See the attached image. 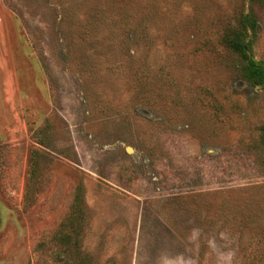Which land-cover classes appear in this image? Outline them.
<instances>
[{
  "label": "rangeland",
  "instance_id": "obj_1",
  "mask_svg": "<svg viewBox=\"0 0 264 264\" xmlns=\"http://www.w3.org/2000/svg\"><path fill=\"white\" fill-rule=\"evenodd\" d=\"M0 264H264V0H0Z\"/></svg>",
  "mask_w": 264,
  "mask_h": 264
},
{
  "label": "trees",
  "instance_id": "obj_2",
  "mask_svg": "<svg viewBox=\"0 0 264 264\" xmlns=\"http://www.w3.org/2000/svg\"><path fill=\"white\" fill-rule=\"evenodd\" d=\"M232 48H244L245 46H244V44L243 43H241L238 39H233L231 42H230V44H229ZM251 71H252V73H253V75H257V74H259L260 75V77L262 78V73L261 72H259L260 70L258 69V68H255V67H253V66H251Z\"/></svg>",
  "mask_w": 264,
  "mask_h": 264
}]
</instances>
